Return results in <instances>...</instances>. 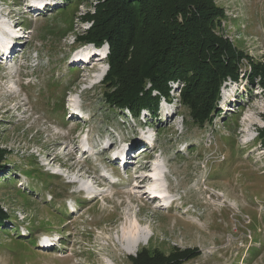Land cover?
Masks as SVG:
<instances>
[{
    "label": "rangeland",
    "instance_id": "rangeland-1",
    "mask_svg": "<svg viewBox=\"0 0 264 264\" xmlns=\"http://www.w3.org/2000/svg\"><path fill=\"white\" fill-rule=\"evenodd\" d=\"M39 2L0 0V27L13 35L11 47L0 42V264H137L139 253L264 264V87L247 77L264 70V0H212L213 27L241 69L202 127L181 81L154 120L112 112L102 97L108 44L74 47L106 0Z\"/></svg>",
    "mask_w": 264,
    "mask_h": 264
},
{
    "label": "trees",
    "instance_id": "trees-1",
    "mask_svg": "<svg viewBox=\"0 0 264 264\" xmlns=\"http://www.w3.org/2000/svg\"><path fill=\"white\" fill-rule=\"evenodd\" d=\"M62 1L65 5L82 2ZM106 3L99 10V20L93 21L84 37L74 42L75 48L88 43L109 46V69L102 82L109 91L102 93L104 103L112 112L129 111L134 118L144 109L154 120L160 98L169 99L168 84L181 81L184 83L181 102L191 120L199 127L211 124L222 82L226 78L237 80L241 69L237 61L241 54L233 51L234 47L213 27L220 15L212 0H106ZM139 31L144 44L137 47ZM135 54L139 59H133ZM130 58L132 67L129 73H124L126 68L122 64ZM234 58L236 62L232 61ZM256 67L259 69V65L251 66L252 76L247 77L252 80L258 75L264 87V70L258 71ZM258 140L264 147L262 132ZM138 257V263L134 260L137 264H177L178 260V255H172L170 260L160 255L151 258L148 253H139Z\"/></svg>",
    "mask_w": 264,
    "mask_h": 264
},
{
    "label": "bare ground",
    "instance_id": "bare-ground-1",
    "mask_svg": "<svg viewBox=\"0 0 264 264\" xmlns=\"http://www.w3.org/2000/svg\"><path fill=\"white\" fill-rule=\"evenodd\" d=\"M39 3H44V0H40ZM7 34H9V33L6 32L2 27H0V42L3 41V37H6ZM7 37H8V38L5 39L6 44H7V47H11V45H12V41L9 40V39H10V37H13V35L10 34V35L7 36ZM84 54H86V56H85L86 59H85L84 61H85V62H89V61H90V60H89V57L91 56L90 51L87 50V51H85ZM100 54L103 55L104 52L101 51ZM104 72H105V68L101 67V68L99 69V73L96 74V75H94L95 78H96V81L100 80L101 77L103 78V76H104ZM156 180H157V179H156ZM158 180H159V179H158ZM153 197H157L158 199H161V200L163 199V196H162L161 192H155V193L153 194ZM165 201H166V200H165ZM169 202H170V200H167V201L165 202L166 207H167V205L169 204ZM134 233H135V232H134ZM138 233H139V232H138ZM133 235H135V234H133ZM129 239H130V238H129ZM139 241H140V239L138 238V236H136V238H132L131 240H129V242H128L129 248L127 249V252L130 253V254H133V253L135 252V247H136V245L138 244Z\"/></svg>",
    "mask_w": 264,
    "mask_h": 264
}]
</instances>
